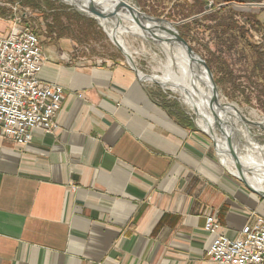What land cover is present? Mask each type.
Returning a JSON list of instances; mask_svg holds the SVG:
<instances>
[{
	"label": "crops",
	"instance_id": "obj_1",
	"mask_svg": "<svg viewBox=\"0 0 264 264\" xmlns=\"http://www.w3.org/2000/svg\"><path fill=\"white\" fill-rule=\"evenodd\" d=\"M29 6L42 26L61 13ZM48 39L40 80L65 101L54 134L36 130L26 146L0 138V264H215L206 218L237 239L264 216V199L127 64L101 63L62 34Z\"/></svg>",
	"mask_w": 264,
	"mask_h": 264
},
{
	"label": "rangeland",
	"instance_id": "obj_2",
	"mask_svg": "<svg viewBox=\"0 0 264 264\" xmlns=\"http://www.w3.org/2000/svg\"><path fill=\"white\" fill-rule=\"evenodd\" d=\"M20 1L21 0H15V1L0 0V2H3L4 4H8V5L12 4V6H15ZM24 1H25L24 7L26 5L27 6L30 5L32 8L34 7L43 8L45 3L49 8L52 7L54 9H58L61 11V13H59L58 15L53 14L55 16H53L52 14H49V16L44 15L43 17L44 18L43 20L45 22L44 26L38 24V22L36 21L38 20L37 17H34L33 15L30 17V14L28 12V16L26 17V22L32 26L35 33L37 31L42 41L41 44L42 50L44 46L52 44L51 42H49L48 39L49 36L53 35L54 33L56 36L62 34L64 37L66 38L68 37L73 43H76L78 47L83 49L87 48L88 52H86V50L85 51L82 50V52L94 56L95 59L101 61V63L106 61L107 62L118 61L127 64V61L123 53L109 39V37H112L111 33L113 31L110 28H108L103 21H101L99 18L96 17L99 20V22L103 25V28L108 34L107 35L103 30V28L100 26V23L96 21L94 18L80 15L75 9L77 7L73 4L71 0H24ZM122 1L135 7L142 14L165 20L174 26L175 24L177 25L183 20L186 14L190 11V7H193L196 2V0H122ZM241 1L243 0H210L209 3L210 5H215L216 3H221L222 5H228L229 7H232L233 10L249 16H251L253 13H256L257 15H259L258 19L264 25V0H261L262 3L260 5H257V8L259 9L251 7V5L241 4ZM77 9L86 15L92 16V14L87 10H83L79 8ZM33 10L35 11L36 9ZM237 19L241 21V23L242 21L245 22V19L239 17H237ZM127 20H131V19L113 18L112 20L106 21V23L109 24L112 22L113 23L122 22L121 24H123ZM204 25L212 26L214 24L209 22ZM246 27L248 31L246 33V39L250 42L260 43L261 42L260 35L254 32V30L250 27V25H246ZM117 35H119L121 40L127 46L128 51L131 53V57L133 58L136 67L142 73L141 75L144 78H147L148 80L155 79L154 80L155 82L162 84L160 78L162 77L163 72L160 70V67H161V62L163 61V55L158 45L148 40H144L142 38V35L138 32V30L133 29L132 26L130 28L125 27L124 30H119V32H117ZM190 35H191V46L193 47L195 52L207 63V59L212 58L209 53H217L218 50L217 44L214 42L215 32L212 30L209 31L207 29V26L205 27L197 26L196 28L193 27L190 30ZM224 57L225 59H227L228 62L227 65L229 66L230 70L234 69L238 78L236 81L237 86L235 88L232 86V83H226L223 88L219 87L216 84L219 91V100L221 102V104L219 105L223 106L222 107L223 110L227 109L226 107L227 105H233L239 109L240 115L242 116L241 117L242 119L240 120H237L233 117L224 119V122L228 123V128L232 134L231 137L232 147L233 149L237 148L241 151H246L245 150L246 147V149H250L249 150L250 153L254 152L255 155L258 156L259 158H264V156H262V153L264 154V104H261L259 102V99L257 98L258 94H256L255 92H253V90L248 88L249 82L248 79L246 78L248 76H245L244 75L245 73L243 71L244 68L243 65H245L244 61L239 62V60H236L237 56L230 58L229 55L224 54ZM214 80H215V76H214ZM147 84L153 87V89H155L159 94H165L167 97H170L171 99H173V101L177 102L178 105L181 106V108L191 116L193 123L196 125L197 129L199 131H202V128L199 126V120L197 115L184 104L183 102L184 99L182 100L176 91H174L175 92L174 93L170 91L168 88L160 87L159 85H156L152 82H147ZM162 85H164V83ZM243 91L245 92L243 93ZM200 123L202 122L200 121ZM216 134L221 138L222 134L220 133V131H216ZM242 134L245 135V137L241 136ZM258 147L262 150V153H260ZM215 157L217 158L218 161H220V158L217 155L216 150H215ZM243 157H245L243 160L244 166L252 169L256 166V164L258 165L257 161L254 159L252 155H251V159H247L248 158L247 155ZM245 174L250 178V180L259 179L261 176V175L252 176L247 173Z\"/></svg>",
	"mask_w": 264,
	"mask_h": 264
},
{
	"label": "built area",
	"instance_id": "obj_3",
	"mask_svg": "<svg viewBox=\"0 0 264 264\" xmlns=\"http://www.w3.org/2000/svg\"><path fill=\"white\" fill-rule=\"evenodd\" d=\"M0 6L8 12L10 24L8 34L0 38V138L26 146L34 131L54 134L59 129L65 90L40 80L47 58L26 22L27 7L21 2ZM205 231L213 237L207 252L211 262L264 264V216L254 215L237 239L226 237L213 216L206 218Z\"/></svg>",
	"mask_w": 264,
	"mask_h": 264
},
{
	"label": "bare ground",
	"instance_id": "obj_4",
	"mask_svg": "<svg viewBox=\"0 0 264 264\" xmlns=\"http://www.w3.org/2000/svg\"><path fill=\"white\" fill-rule=\"evenodd\" d=\"M71 1L77 8L89 11L87 0H71ZM91 1L99 11L105 12L107 15L113 14V16L111 17H107L105 19H101V18L99 19L103 21L107 25V27L113 31L111 33V36L117 38L118 42L123 46L124 50L128 53L130 57H131V53L128 51L127 46L121 40L119 35H117V32H119V30H124L125 27L130 28L132 26L133 29L138 30V32L142 35V38L144 40H148L147 34L143 32L141 26L138 23L137 16L135 14H132L126 9L118 8L119 0H91ZM113 18H125L131 20H127L123 24H121L122 22L121 23L112 22L109 23L110 25L106 23V21L112 20ZM143 24L147 28H149L150 26H158V24L149 23V21H147L146 19L143 20ZM162 26L169 27V25L167 24ZM159 33H157V35H159L158 36L159 40L156 42V44L158 45L163 55V61L161 62V67H160V70L163 72V75L160 78V81L162 84L164 83V85L162 84L161 85L164 88H168L172 92L176 91L178 95L181 97V99L182 100L184 99L187 102L186 103L183 100L184 104L187 107H189L197 115L198 120L202 122L201 125L199 126L207 134H210L215 138L217 142V151L222 166L231 174L239 177L240 175L238 173L236 163L233 161L231 155L229 154V149L227 146L226 139L220 138L216 134L217 122L220 121L224 122V119H227L229 117L230 118L233 117L237 120L242 119L239 109L236 108L235 106L228 107L229 105L226 106L227 107L226 110H223V108L219 109L216 105L211 107L212 93L210 90V84L208 77L205 73V70L203 68H199V70H197L196 65L192 63L185 50H183L175 43L171 41H167L166 40L167 36L163 32L162 33L159 32ZM131 61L133 62L132 57H131ZM140 77L145 81L155 82L154 81L155 79L148 80L147 78H144L141 74ZM165 85L168 87H166ZM215 113L217 114L219 121L215 119L214 117ZM225 134L229 137H232L230 131L225 132ZM241 136L245 137V135L243 134ZM258 149L260 153H262V150L259 147ZM245 150L246 151H241L237 148L233 149V151L236 153L239 159L238 161L239 165L242 168V179H244L248 183V185L251 188H253L255 191L264 194V158H259L258 156L255 155L254 152L250 153L249 151L250 149H246V147ZM249 153L254 157V159L258 163V165L256 164V166L252 169L243 165V160L245 158L243 156L247 155L248 156L247 159H251V155ZM262 156H264L263 153ZM245 173L250 174L252 176H256V175H261V176L259 179L250 180V178Z\"/></svg>",
	"mask_w": 264,
	"mask_h": 264
},
{
	"label": "trees",
	"instance_id": "obj_5",
	"mask_svg": "<svg viewBox=\"0 0 264 264\" xmlns=\"http://www.w3.org/2000/svg\"><path fill=\"white\" fill-rule=\"evenodd\" d=\"M15 1V0H11ZM210 0H196L195 5L190 7V11L183 20L175 24L181 37L191 45L190 30L197 26L205 27L209 31L215 32L214 42L217 44V53H209L211 59H207V64L215 76L216 84L223 88L226 83H232L237 86L236 72L230 70L227 65V59L224 54L230 58L237 56L236 60L244 61V75L249 82V89L253 90L261 104H264V25L258 19L259 15L253 13L251 16L237 12L228 5L216 3L210 5ZM25 5V1L21 0ZM261 0H243L241 4L251 5L256 9ZM237 17L245 19V22L239 21ZM214 25H204L207 23ZM250 27L261 37L260 43L250 42L246 39L247 27ZM208 50V49H207ZM234 60V59H232ZM235 60V61H236ZM245 91H243L244 93Z\"/></svg>",
	"mask_w": 264,
	"mask_h": 264
},
{
	"label": "water",
	"instance_id": "obj_6",
	"mask_svg": "<svg viewBox=\"0 0 264 264\" xmlns=\"http://www.w3.org/2000/svg\"><path fill=\"white\" fill-rule=\"evenodd\" d=\"M87 2H88V6H89V12L92 14V16L86 15V14L80 12L77 8L74 7L76 9V11L80 15L87 16V17H90V18H94L98 22H99V20L97 18L105 19L107 17L113 16V14L107 15L105 12L99 11L97 9V7H95V5L92 3L91 0H87ZM118 8L119 9H126L129 12H131L132 14H135L137 16L139 25L141 26L143 32L146 33L147 36H148V41L156 43L159 40V37H158L159 35H157V33H159V32L162 33L163 32L167 36V39H166L167 41H171V42L175 43L176 45H178L179 47H181L183 50H185V52L187 53V55L190 58V60L192 61V63H194L196 65L197 70H199V68H203L205 70V73H206V75L208 77V80H209L210 90H211V93H212L211 107H213L214 105H216L219 109H221L223 107V106L219 105V104H221V102L219 100V91H218V87H217V85L215 83L213 73L209 69L207 63L195 52L193 47L185 39H183L181 37V34L179 33V31L177 30V28L174 25H172L171 23H169V22H167L165 20L154 18V17H151V16H147L145 14H142L135 7L131 6L130 4H127V3L123 2L122 0H119ZM145 19L147 21H149V23L158 24V26H150L149 28L145 27L144 24H143V20H145ZM165 24L169 25V27L162 26V25H165ZM100 26L103 28V25L101 23H100ZM103 30L105 31L104 28H103ZM105 33H106V31H105ZM109 39L123 53V55H124V57H125V59L127 61L128 66L136 74L138 80L140 82L147 83L148 81H145V80H143L140 77V74H142V73L136 67L134 61L133 62L131 61V57L124 50L123 46L118 42L117 38L112 36V37H109ZM152 83H154L156 85H159L160 87H163L161 84H159L157 82H152ZM229 107H233V105H229ZM214 117H215L216 120H218V116H217L216 113L214 114ZM216 128H217L216 131H220V133L222 134L221 138H225L226 139L227 146H228V149H229V154L231 155L233 161L236 163V167H237L238 173H239V175L241 177L240 176L237 177V176H235V175H233L231 173L230 174L232 176H234L235 178H237L239 181H241L245 185V187L249 191H251L253 194H255V195H257V196H259V197L264 199V194L255 191L253 188H251L248 185V183L244 179H242V168L239 165V162H238L239 159H238L236 153L233 151V147H232V144H231V137H229V136H227L225 134V132L230 131L229 128H228V123L227 122H222V121L217 122ZM202 132L205 133L211 139V141L213 143V146H214V149L216 150V153L218 155L217 142H216L215 138L213 136H211L210 134H207L203 129H202Z\"/></svg>",
	"mask_w": 264,
	"mask_h": 264
}]
</instances>
